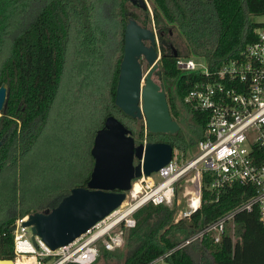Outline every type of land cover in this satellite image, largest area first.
I'll return each mask as SVG.
<instances>
[{
	"label": "trees",
	"instance_id": "1",
	"mask_svg": "<svg viewBox=\"0 0 264 264\" xmlns=\"http://www.w3.org/2000/svg\"><path fill=\"white\" fill-rule=\"evenodd\" d=\"M148 1L152 7L153 18L150 19L149 10H146L141 24L146 26L148 22H153L155 28L152 29L168 36L170 32H176L184 43V51L176 50L177 57L174 52L169 54L165 48L162 49L159 62V71L162 73L160 85L167 94L173 119L180 123L184 119L183 111L188 115L189 124L197 135L194 142L198 146L203 138L208 114L188 111L183 101L199 77L195 73L181 72L176 62L182 57L200 58L216 69L227 60L238 56L255 40L254 19L264 15V0ZM25 3L27 0H0V44L19 15H24L27 8ZM96 4L97 0H49L28 27L13 39L9 56L0 64V87H7V99L0 116V184L3 183L0 186V203L4 205L0 207V254L4 260L14 259V234L10 230L17 220L56 207L73 188L85 187L90 180L94 167L91 152L89 172L79 184L69 189H61L64 193L60 196L47 190L42 193L34 191L31 197H19V190H22L24 183L21 163L46 133L63 88L74 16L80 19L79 35L83 38L80 40L78 53L80 70L85 72L86 66L93 64V58L96 61L99 59L98 53L93 54L91 50V45L98 43V40L91 38L94 18L87 15L90 19L84 21L86 10L89 7L95 8ZM100 5L107 10L108 26L105 27L104 34L116 41L117 48L114 55L115 65L110 69L107 98L100 96V102L107 100L111 105L106 109H109L108 113L99 129L104 127L110 116L119 117L127 127L126 120L132 118L115 105V98L124 55L127 13L131 12V17L137 22L138 16L127 7L126 0H101ZM84 39L91 41L85 42ZM92 54L95 57L92 58ZM92 75L93 73H88L90 78ZM184 139L181 131L175 135H155L149 131L146 134L143 128L140 132V144L145 141L168 143L175 150L186 152L188 146L181 143ZM191 141L189 146L194 144ZM210 180L209 175H206L201 207L189 220H177L180 213L178 196L186 184L183 180L176 185L175 205L172 208L149 204L140 209L134 216L136 226L124 230V250L121 248L109 252L103 248L95 264H149L175 250L181 242L220 220L254 195L249 187L234 185L217 196L208 188ZM233 224L235 237L238 239L236 242L232 238L230 225L219 243H214L211 236H207L202 242L175 250L166 262L264 264V225L260 222L258 210L238 213Z\"/></svg>",
	"mask_w": 264,
	"mask_h": 264
},
{
	"label": "built area",
	"instance_id": "2",
	"mask_svg": "<svg viewBox=\"0 0 264 264\" xmlns=\"http://www.w3.org/2000/svg\"><path fill=\"white\" fill-rule=\"evenodd\" d=\"M258 18L259 21H254V42L219 68H212L200 58L182 57L176 62L181 72L195 73L199 77L183 105L188 111L208 114L195 156L187 159L183 152L174 150L166 166L149 177L143 175L132 182L118 209L74 242L57 250H52L34 235L31 227L23 225L28 216L17 220L12 226L14 264H95L101 249L114 252L123 248L124 230L136 226L134 216L140 209L149 204L172 208L176 185L183 180L187 184L189 176L193 192L188 208L178 216L183 220H189L200 209L206 175L211 179L208 188L217 196L234 185L249 187L254 195L181 242L175 250L202 242L207 236L219 243L230 225L234 240L233 221L243 211L257 209L264 225V15ZM175 250L149 264L166 262Z\"/></svg>",
	"mask_w": 264,
	"mask_h": 264
},
{
	"label": "water",
	"instance_id": "3",
	"mask_svg": "<svg viewBox=\"0 0 264 264\" xmlns=\"http://www.w3.org/2000/svg\"><path fill=\"white\" fill-rule=\"evenodd\" d=\"M129 1L148 10L146 0ZM162 45L169 46L165 41ZM158 46L153 30L142 27L134 18L129 20L125 29L115 105L126 116L145 120L151 134L175 135L180 132L181 126L173 119L167 94L160 85L162 73L159 71L161 54ZM173 52L177 57L175 48ZM142 59L150 68L146 74ZM6 99L7 87L2 85L0 116ZM174 150L171 144L161 142L137 145L125 125L110 116L104 128L96 133L91 151L94 167L87 185L73 188L56 207L29 215L23 225L31 227L33 234L52 250L64 247L118 209L124 203L132 182L143 175L149 177L166 166ZM13 231L14 228L10 230L11 233ZM0 264L14 263L2 259L0 254Z\"/></svg>",
	"mask_w": 264,
	"mask_h": 264
},
{
	"label": "rangeland",
	"instance_id": "4",
	"mask_svg": "<svg viewBox=\"0 0 264 264\" xmlns=\"http://www.w3.org/2000/svg\"><path fill=\"white\" fill-rule=\"evenodd\" d=\"M48 1L27 0V3L24 5L27 7L24 10V15L21 17L19 15V18L15 20L4 36L3 43L0 44V64L9 56L13 39L28 27L38 11ZM100 1L97 0L95 8L90 9L89 7L84 16V21L90 19L86 17L87 15H92L94 18L92 20L93 30L91 33L93 35L91 38L98 40V43L91 45V50L93 54L95 52L98 53L99 59L98 61L94 60L93 57L95 56L92 54L95 63L92 61V65L86 66L85 72L80 70L81 64L78 63V53L81 44L80 40H83V38H80L79 35L80 19L74 16V23L71 27V35L68 42V64L63 88L55 104L53 118L46 129V133L41 136L36 147L21 163L24 183L22 184V190H19V197L30 196L34 191L35 193H42L47 190L48 192H54L53 194L55 196H60L61 193H64L61 189H69L79 184L90 170L89 154L92 151L96 133L100 130L99 127L105 120L106 113H108L109 109H106L111 105L107 100L106 102H100V96H103L105 99L107 98L109 91L108 81L111 75L110 71L115 65L114 55L117 48L116 41L108 38L107 34H104L106 32L105 27L108 26V18L107 10L102 8ZM146 1L150 19H152V7L150 2L148 0ZM127 7L137 13L140 23L144 21V12L134 8L130 2H127ZM80 15L82 16L84 14ZM254 21H259V18H255ZM147 26L150 29L155 28L153 22H148ZM174 33L172 42L175 49L184 51L183 41L177 36L176 32ZM84 40L85 42L91 41L90 39ZM82 45L84 46V44ZM195 59L198 60L199 58ZM149 69L147 63L144 62V74L148 73ZM88 73H93V77L90 78ZM154 80L159 83L157 77H154ZM183 117L184 119L180 120L179 125L181 126L180 131L185 139L181 143L184 146H188V150L184 152L178 149L177 151L183 152L187 159H189L195 156L198 151V146L195 143L197 135L191 128L188 115L184 111ZM143 122L145 129H147L145 120ZM189 141L195 142L189 146ZM188 179L189 182L182 187L178 196L179 217L188 208L192 197V178L189 176ZM2 185L3 183L1 182L0 186ZM2 206H4L3 203H0V207ZM237 240L234 237V241L236 242ZM124 246L122 250H124ZM160 264L168 263L161 262Z\"/></svg>",
	"mask_w": 264,
	"mask_h": 264
},
{
	"label": "flooded vegetation",
	"instance_id": "5",
	"mask_svg": "<svg viewBox=\"0 0 264 264\" xmlns=\"http://www.w3.org/2000/svg\"><path fill=\"white\" fill-rule=\"evenodd\" d=\"M127 2H130L131 4H132V2L131 1H129V0H126ZM132 6L134 7V8H136V9H138L139 11H141V12H144L145 10H143L139 5H134V4H132ZM127 15H128V22H129V20L132 18L131 17V12H128L127 13ZM128 22H127V24H128ZM139 23V22H138ZM142 27H144V28H148V26L146 25V26H143L141 23H139ZM127 26V25H126ZM126 29V28H125ZM148 29H150V28H148ZM151 30H153L154 32H155V34H156V40H157V42H158V50H159V52H160V54H161V51H162V49H166L167 50V52L169 53V54H171L172 52H173V50H174V48L171 46V44L174 46V44H173V42L170 40L171 38H172V36H173V33L172 32H170V36H168V35H166L164 32H158L156 29H151ZM124 38H125V33H124ZM166 42V43H168L169 44V46L167 47V46H165V45H162L163 44V42ZM147 44H149V43H147ZM145 62V60L144 59H142L141 60V64H142V66H143V63ZM127 121V129L129 130V132L131 133V135L135 138V141H136V143H137V145H139L140 144V132H141V130L143 129V128H145V124H144V122H143V120H138V119H132V120H129V119H127L126 120ZM104 126H105V124H104ZM104 128V127H103ZM102 129V128H101ZM146 130V129H145ZM147 143H149V142H147ZM139 163V161H137L136 160V164H138Z\"/></svg>",
	"mask_w": 264,
	"mask_h": 264
}]
</instances>
